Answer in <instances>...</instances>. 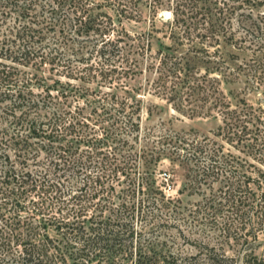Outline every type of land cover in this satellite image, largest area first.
Listing matches in <instances>:
<instances>
[{
    "label": "trees",
    "instance_id": "trees-1",
    "mask_svg": "<svg viewBox=\"0 0 264 264\" xmlns=\"http://www.w3.org/2000/svg\"><path fill=\"white\" fill-rule=\"evenodd\" d=\"M0 36V264H264L147 231L159 213L186 238L179 200L153 186L160 157L190 191L216 180V205L245 208L253 237L264 171L240 180L233 155L190 131L140 134L139 98L218 115L216 135L250 155L258 115L222 85L264 86V0H0Z\"/></svg>",
    "mask_w": 264,
    "mask_h": 264
},
{
    "label": "rangeland",
    "instance_id": "rangeland-1",
    "mask_svg": "<svg viewBox=\"0 0 264 264\" xmlns=\"http://www.w3.org/2000/svg\"><path fill=\"white\" fill-rule=\"evenodd\" d=\"M156 17L167 19L169 13L160 10L157 12ZM11 19V17H8L6 23H10ZM241 19V23L244 26H248L253 20V18ZM156 24H159L157 20ZM236 24L237 22H234V25ZM146 27V21L132 23L131 25L134 31L146 29ZM138 81L143 83V79ZM222 89L224 95L232 104L241 105L239 100H243L258 115V119L256 118L253 121L254 125L250 128L252 131L248 134L253 147L251 149L252 147L250 146V155H245L244 150L238 145L231 144L221 135H216L218 127L222 125L218 115H183L166 105L163 99L142 93L139 94L141 100L140 134L145 127L160 126L174 132L190 131L199 138L206 136L214 142V146L220 145L224 152L228 151L234 156V160L238 162L236 165H238L244 175H240V180H245L247 175L256 177L257 169L264 171V86H259L258 88L247 86L243 88L242 83H232L222 85ZM252 155H256L255 158ZM177 163L176 161L169 162L166 156L160 157L150 170L152 169L155 179L153 186L159 188L164 195H169L179 200V210L181 217H183V222L180 221L178 227L186 238H180L177 234V225L168 218L165 220L164 216L162 214L159 215V213L149 219L146 225L147 231L151 232V235H157L160 239L166 238L168 242L170 241L169 236L175 235L176 240L171 250L179 251L183 254L195 253L196 248L193 246V239H197L207 242L209 245L218 246L227 255H234L240 259L242 255L244 256V253L264 258L262 247L264 232L256 230L254 237L252 236L251 224L246 220V209L239 208L235 210L226 205L217 206L218 182L216 180L210 182L201 181L197 190L190 191L184 185V171ZM171 168H174L173 172L170 170ZM139 170L138 168L137 171ZM137 176L138 173H135V177ZM253 183L249 181L252 189L256 192L255 194H258L259 190L255 189ZM237 264H240V261Z\"/></svg>",
    "mask_w": 264,
    "mask_h": 264
}]
</instances>
